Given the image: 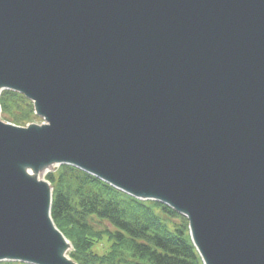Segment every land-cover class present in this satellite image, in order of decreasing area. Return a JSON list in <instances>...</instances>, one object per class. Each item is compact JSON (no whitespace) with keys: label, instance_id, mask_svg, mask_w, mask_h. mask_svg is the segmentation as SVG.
<instances>
[{"label":"water","instance_id":"1","mask_svg":"<svg viewBox=\"0 0 264 264\" xmlns=\"http://www.w3.org/2000/svg\"><path fill=\"white\" fill-rule=\"evenodd\" d=\"M6 90L45 122L0 107V262L77 264L42 178L69 165L264 264V0H0Z\"/></svg>","mask_w":264,"mask_h":264},{"label":"trees","instance_id":"2","mask_svg":"<svg viewBox=\"0 0 264 264\" xmlns=\"http://www.w3.org/2000/svg\"><path fill=\"white\" fill-rule=\"evenodd\" d=\"M0 105L5 121H34L33 104L20 94L3 92ZM47 178L54 188L52 218L72 243L77 264H203L187 219L170 207L137 200L71 166ZM103 238L111 243L108 252L94 254Z\"/></svg>","mask_w":264,"mask_h":264},{"label":"rangeland","instance_id":"3","mask_svg":"<svg viewBox=\"0 0 264 264\" xmlns=\"http://www.w3.org/2000/svg\"><path fill=\"white\" fill-rule=\"evenodd\" d=\"M43 122H44V119L43 118H40V117L35 116L34 121L33 122H30V123L42 124ZM60 167H56L54 169H51V170L45 172L42 175V178L48 181V178H47L48 175L51 174V173H56V171ZM110 246H111V243L107 239H104L103 238L101 241H98V242L95 243L92 251L94 252V254L104 255V254H106L108 252Z\"/></svg>","mask_w":264,"mask_h":264},{"label":"bare ground","instance_id":"4","mask_svg":"<svg viewBox=\"0 0 264 264\" xmlns=\"http://www.w3.org/2000/svg\"><path fill=\"white\" fill-rule=\"evenodd\" d=\"M27 173H28L29 175H31V176L34 175V173H33L32 171H30V170H28Z\"/></svg>","mask_w":264,"mask_h":264}]
</instances>
